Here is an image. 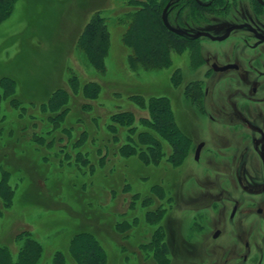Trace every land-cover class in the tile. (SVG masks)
<instances>
[{
	"label": "rangeland",
	"instance_id": "rangeland-1",
	"mask_svg": "<svg viewBox=\"0 0 264 264\" xmlns=\"http://www.w3.org/2000/svg\"><path fill=\"white\" fill-rule=\"evenodd\" d=\"M143 1L15 0L11 13L0 21V79L14 78L19 97L33 103L45 101L57 87L69 90L67 79L72 73L82 80L96 81L101 91L87 109L98 121L102 136L108 135L105 127L111 116H130L138 132L151 129L146 127L152 122L148 100L167 96L176 124L188 138L187 151L174 165L166 160L170 150L163 141L165 155L160 162L146 164L135 157L114 154V140L102 141L101 155L106 158L101 169L93 174H83L79 169L63 171L65 180L58 182L48 174L41 180L30 160L18 161L23 174L14 173L13 183L16 186V180L25 181L16 189L11 207L0 216V246L9 245L15 253L12 241L26 227L42 248L38 264H51L57 252L63 253L65 263L78 264L69 249L73 235L83 230L91 232L103 249V264H194V259L177 262L174 255L185 257L183 245L192 249L195 242H199L202 254L198 261L217 264L222 254L232 250V244L224 238L211 243L208 236L217 225L232 228L226 217L229 201L238 198L243 203L246 197L237 191L238 187L226 186L219 163L222 154L212 151L207 98L204 96L202 103L194 81L199 50L169 49L168 62L162 68L128 67L130 48L121 42V34L128 29L129 20H118L121 15L137 11ZM95 13L105 17L110 31V48L102 71L94 69L77 46L79 35ZM134 30L140 35V30ZM136 33L134 43L138 44ZM207 47L203 45L202 51ZM74 96L70 106L73 113L85 102L81 94ZM81 116L87 120V115ZM143 119L145 123L138 124ZM214 137L221 145L222 132L214 133ZM201 141L206 145L199 161H195L194 152ZM106 144L111 155L106 153ZM214 155L215 165L211 159ZM79 176L82 194L71 196L73 191L68 192L67 184ZM55 188L63 198L70 195L67 203L51 194ZM142 198L150 202L144 204ZM259 204V200L250 203L248 211H252L251 205ZM238 221L249 231L251 223L264 221V215L243 211ZM77 250L75 246L74 252Z\"/></svg>",
	"mask_w": 264,
	"mask_h": 264
},
{
	"label": "trees",
	"instance_id": "trees-1",
	"mask_svg": "<svg viewBox=\"0 0 264 264\" xmlns=\"http://www.w3.org/2000/svg\"><path fill=\"white\" fill-rule=\"evenodd\" d=\"M168 1L144 0L137 11L119 17L120 22H125L127 18L129 20L128 29L121 34V42L130 48L127 54L129 68H162L168 62L166 53L169 49L193 48L192 41L181 39L169 28L173 27V14L167 17L162 14ZM14 4L15 0H0V21L11 13ZM134 28L140 30V35ZM135 33L139 38L138 44L134 43ZM77 46L84 51L86 60L94 69H104L110 48V31L105 17L96 13L91 16L78 37ZM67 84L70 91L57 87L45 101L33 103L25 102L19 97L14 78L2 76L0 79V216L11 207L16 189L25 181L16 180V186L13 183L14 173L23 174L18 161L30 160L41 180L48 174L58 182L65 180L61 176L63 171L79 169L83 170V174H93L101 169L106 158V155H101L102 141L114 140V154L117 153L121 158L135 157L146 164L160 162L165 155L164 142L170 150L166 160L174 165L179 163L187 151L188 138L178 128L167 96H154L148 100L152 122L147 123L146 127L152 130L138 132L130 116H111L105 127L108 133L106 139V136H102L104 133L101 128H97L95 116L87 109L90 101L99 96L100 85L94 80H82L75 73L70 74ZM76 94H81L85 102L73 113L70 106ZM135 99L137 100L136 97ZM71 113L73 114L70 115ZM83 114L88 116L87 120L82 119ZM67 115L69 118L66 119ZM143 123L144 119L138 121V124ZM83 147L85 150H82ZM104 147L106 153L111 155L109 145ZM78 178L80 176L69 179L67 184L68 192L73 191L71 196L82 194L83 184ZM155 188L157 187H152ZM51 194L66 203L70 196L61 197V191L56 188ZM141 202L146 204L150 200L142 198ZM12 243L16 248L15 253L9 245L0 246V264H38L42 248L28 228L21 229ZM75 246L78 249L76 252ZM69 250L78 264H103L104 251L91 232H76L71 238ZM64 257L63 253L57 252L51 264H67Z\"/></svg>",
	"mask_w": 264,
	"mask_h": 264
},
{
	"label": "flooded vegetation",
	"instance_id": "flooded-vegetation-1",
	"mask_svg": "<svg viewBox=\"0 0 264 264\" xmlns=\"http://www.w3.org/2000/svg\"><path fill=\"white\" fill-rule=\"evenodd\" d=\"M170 1L164 17L173 14L175 33L199 50L194 81L202 103L207 98V130L212 133V151L222 154V180L246 197L243 203L238 198L229 201L226 217L232 228L217 225L209 233L211 243L224 238L233 247L217 264H264V221L251 223L249 231L238 221L243 211L264 215V0ZM216 132H222L219 146ZM201 142L202 151L206 144ZM216 156L211 158L213 165ZM257 200L262 205H251L248 211ZM198 243L192 249L183 245L185 257L173 253L177 262L194 259V264H201Z\"/></svg>",
	"mask_w": 264,
	"mask_h": 264
},
{
	"label": "water",
	"instance_id": "water-1",
	"mask_svg": "<svg viewBox=\"0 0 264 264\" xmlns=\"http://www.w3.org/2000/svg\"><path fill=\"white\" fill-rule=\"evenodd\" d=\"M162 14L164 15V11H163ZM162 17H163V16H162ZM163 20H164V22L167 24V22L165 21V18H164V17H163ZM167 25H168V24H167ZM169 28H170L172 31L176 32V29H175L174 27H170V26H169ZM199 35H201V34H196V35H194V37H198ZM202 146H203V143H202V142L199 143V144L197 145V147H196V149H195V152H194V159H195V160H197V159L199 158V154H200V151H201Z\"/></svg>",
	"mask_w": 264,
	"mask_h": 264
}]
</instances>
